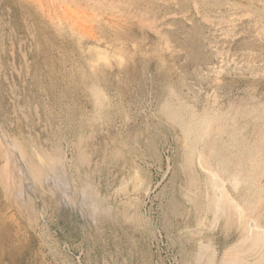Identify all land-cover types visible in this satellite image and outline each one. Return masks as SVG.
<instances>
[{"label":"rangeland","instance_id":"obj_1","mask_svg":"<svg viewBox=\"0 0 264 264\" xmlns=\"http://www.w3.org/2000/svg\"><path fill=\"white\" fill-rule=\"evenodd\" d=\"M79 19H83V22ZM103 20L108 22L104 23ZM112 21L114 23L110 25ZM115 23H118L120 32ZM82 27L85 29L82 30ZM183 37L186 40H182ZM202 42L205 45L203 43L202 46ZM192 43H198L195 45L200 47ZM213 53L217 54L218 60ZM211 56L217 61L212 60ZM194 59L198 60L195 62ZM203 62H206L207 68ZM173 68L181 70L174 71ZM184 68L187 69L184 71ZM189 69L191 72H188ZM168 71L176 74L170 77ZM180 72L185 73L182 76ZM76 74L78 77L81 75L80 79ZM207 74L210 79L206 77V81L203 78ZM197 79L198 82L194 83ZM197 83H200L199 86ZM175 84L180 86V90H175ZM99 85L103 87L99 88ZM210 86L216 91H212ZM92 88L99 96L103 93V97L95 100V89ZM189 91H193L190 96ZM217 95L218 98L213 100L212 96ZM124 101L130 102V105ZM169 103L185 105L198 115L210 110V113H214L211 115V126L215 124V115L223 113L229 118L226 119L227 123L232 124V128L236 126L237 132L243 134L245 143H252L254 152H259L261 159L264 157V138L261 137L264 136V0H0V264H219L222 258H231V253L237 250L234 246L245 234V224L238 222L232 210H226L218 220L215 219L211 208L213 195L206 182V174L189 158L186 151L189 139L181 125L164 112V106ZM229 104H232V109ZM244 105H251L250 109L256 105V110ZM235 106L238 110H234ZM239 111L243 112L240 114ZM243 125L244 129L241 127ZM226 136V133L222 134L220 140H228ZM252 138L257 139L251 142ZM261 138L263 143L259 140ZM125 139L127 144L124 143ZM20 147L22 149L18 150ZM232 149L237 151L236 154ZM230 150L232 157L239 155L238 147H230ZM46 152H50V156ZM262 162L261 167L257 166L259 169L252 170L255 181L243 182L238 190H234L230 183L227 186L234 193V198L244 207L248 206L247 220L255 215L264 225V176H260L264 175V158ZM34 169L37 173H34ZM254 170L257 173L254 174ZM31 172L34 174L31 175ZM17 177L19 183H14ZM256 180L262 185L261 188H258L260 185ZM14 184L17 188H14ZM243 184H249L245 188L253 190L250 192L255 193L254 198ZM248 209L254 212L248 213ZM197 250L198 253H195ZM255 251L259 253L258 249H254L240 253V256L245 255L244 258L254 264L258 258ZM249 253L255 254L252 256Z\"/></svg>","mask_w":264,"mask_h":264},{"label":"bare ground","instance_id":"obj_2","mask_svg":"<svg viewBox=\"0 0 264 264\" xmlns=\"http://www.w3.org/2000/svg\"><path fill=\"white\" fill-rule=\"evenodd\" d=\"M203 7H204V5H202ZM67 7V6H66ZM198 7V6H197ZM198 8H200V6L198 7ZM197 9V8H196ZM205 9V8H204ZM70 10V9H69ZM166 10H168V9H166ZM188 10V9H187ZM191 10H194V9H191ZM199 10V9H198ZM75 11V10H74ZM183 11V10H182ZM196 11V10H195ZM201 11H204V10H201ZM171 12V11H170ZM181 12V11H180ZM184 12V11H183ZM182 12V13H183ZM199 12V11H198ZM205 12H206V10H205ZM141 13H143V12H141ZM166 12H164L163 14H165ZM196 13H197V11H196ZM195 13V14H196ZM201 13V12H200ZM203 13V12H202ZM207 13H208V10H207ZM167 14V13H166ZM165 14V15H166ZM174 14V13H173ZM198 14V13H197ZM69 15V14H68ZM191 15L193 16V14L191 13ZM190 15V16H191ZM76 16V15H75ZM121 16V15H120ZM119 16V17H120ZM125 16V15H124ZM172 16V15H171ZM191 16V17H192ZM195 16V15H194ZM197 16H199V15H197ZM123 17V16H122ZM127 17H128V15H127ZM165 18H166V16H164ZM163 17V18H164ZM168 17V16H167ZM179 17V16H178ZM177 17V18H178ZM112 18V17H111ZM117 18V17H116ZM125 18H126V16H125ZM172 18H173V16H172ZM181 18V17H180ZM179 18V19H180ZM185 18V17H184ZM194 18V17H193ZM107 19V18H106ZM122 19H124V17L122 18ZM127 19H129V18H127ZM176 19V17L174 18V21H176L175 20ZM182 19V18H181ZM188 19V18H187ZM195 19V18H194ZM201 19V18H200ZM80 20V19H79ZM108 20V19H107ZM110 20V19H109ZM108 20V21H109ZM124 20H126V19H124ZM170 20H171V18H170ZM186 20V19H185ZM192 20V19H191ZM43 21V20H42ZM47 21V20H46ZM57 21V20H56ZM77 21H78V17H77ZM80 21H82L83 22V19L82 20H80ZM101 21V20H100ZM104 21V20H103ZM108 21H106V22H108ZM111 21V20H110ZM117 21H119V22H121V20L120 19H118ZM128 21V20H127ZM130 21H132V19L130 20ZM181 21V20H180ZM193 21H195V20H193ZM58 22V21H57ZM86 22V21H85ZM105 21H104V23H106ZM125 21H123L122 23H124ZM169 22V21H168ZM178 22V21H177ZM189 22V21H188ZM204 22V21H203ZM46 23V22H45ZM50 23H53V22H50ZM50 23H48V24H50ZM81 23V22H80ZM102 23V22H101ZM111 23H114L113 21L112 22H110V25H111ZM181 23V22H180ZM54 24V23H53ZM52 24V25H53ZM61 24V23H60ZM71 24V23H70ZM90 24V23H89ZM108 24V23H107ZM116 24V23H115ZM114 24V25H115ZM163 24V23H162ZM175 24V23H174ZM182 24V23H181ZM184 24V23H183ZM185 24H186V22H185ZM195 24H196V22H195ZM210 24H212V23H210ZM51 25V24H50ZM58 25V24H57ZM79 25V24H78ZM87 25H88V23H87ZM86 25V26H87ZM92 25H94V24H92ZM91 25V26H92ZM104 25V24H103ZM103 25H101L100 27H103ZM113 24H112V26H114ZM117 26H118V23L116 24ZM115 25V26H116ZM178 25V24H177ZM207 25V24H206ZM90 26V27H91ZM106 26V25H105ZM104 26V27H105ZM121 26V25H120ZM200 26V25H199ZM198 26V27H199ZM208 26H209V24H208ZM215 26V25H214ZM213 26V27H214ZM217 26V25H216ZM53 27H54V25H53ZM58 27V26H57ZM60 27V26H59ZM93 27V26H92ZM96 27V26H95ZM107 27H109V25H107ZM160 27V26H159ZM204 27V26H203ZM218 27V26H217ZM217 27L215 28V29H217ZM80 28V27H79ZM89 28V27H88ZM97 28V27H96ZM99 28V27H98ZM97 28V29H98ZM112 28V27H111ZM117 28V31L119 30V32H120V29H118V28H120L119 26L118 27H116ZM125 28V27H124ZM205 28H207L206 26H205ZM204 28V29H205ZM222 28V27H221ZM55 29H56V26H55ZM64 29V28H63ZM72 29V28H71ZM76 29V28H75ZM84 29H85V27H84ZM83 29V27H82V30H84ZM87 29V28H86ZM101 29V28H100ZM103 30H104V28H102ZM122 29V28H121ZM165 29H168V28H165ZM173 29H174V27H173ZM180 29H181V27H180ZM180 29H178V30H180ZM198 29V28H197ZM212 29V28H211ZM218 29H219V27H218ZM81 30V31H82ZM92 30H95V28L94 29H92ZM110 30V29H109ZM112 30V29H111ZM110 30V31H111ZM114 30V29H113ZM162 30V29H161ZM164 30V29H163ZM169 30H171V29H169ZM194 30H195V28H194ZM199 30V29H198ZM197 30V31H198ZM202 30V29H201ZM207 30H209V28H207ZM79 31V30H78ZM88 31V30H87ZM87 31H86V33H87ZM89 31H90V28H89ZM97 31V30H96ZM106 31V30H105ZM115 31V30H114ZM168 31V30H167ZM197 31H195V32H197ZM212 31H214V32H216L215 30H213L212 29ZM218 31V30H217ZM71 32V31H70ZM83 32V31H82ZM95 32V31H94ZM93 32V33H94ZM99 32V31H98ZM98 32H96V33H98ZM102 32V31H101ZM116 32V31H115ZM122 32V31H121ZM162 32V31H161ZM179 32V31H178ZM177 32V33H178ZM183 32V31H182ZM192 32V31H191ZM199 32H202V31H199ZM214 32H212V34L214 33ZM220 32H222V30L220 31ZM111 33V32H110ZM109 33V34H110ZM118 33V32H117ZM117 33H115V34H113L114 36L117 34ZM179 33H181V32H179ZM184 33V32H183ZM188 33H190V32H188ZM68 34H69V31H68ZM75 34V33H74ZM81 34V33H80ZM83 34V33H82ZM89 34V33H88ZM87 34V35H88ZM90 34H91V31H90ZM89 34V35H90ZM95 34V33H94ZM103 35L105 34V33H102ZM121 34H123V33H120L119 35H121ZM161 34V33H160ZM176 34V33H175ZM196 34V33H195ZM199 34V33H198ZM202 34H203V32H202ZM77 35V34H76ZM84 35H85V33H84ZM86 35V36H87ZM107 35V34H106ZM105 35V36H106ZM113 35H112V37H113ZM162 35V34H161ZM178 35V34H177ZM197 35V34H196ZM196 35H195V37H196ZM86 36H84V37H86ZM92 37H93V34L91 35ZM156 36V35H155ZM163 36V35H162ZM161 36V37H162ZM175 36V35H174ZM193 36V35H192ZM200 36H202V35H200ZM211 36V35H210ZM215 36V35H214ZM213 36V37H214ZM78 37V36H77ZM76 37V38H77ZM89 37V36H88ZM102 37V36H101ZM110 37V36H109ZM111 37V38H112ZM189 37V36H188ZM191 37V36H190ZM197 37H199V35L197 36ZM75 38V37H74ZM90 38V37H89ZM93 38H95V37H93ZM151 38V37H150ZM173 38V37H172ZM177 38H179V37H177ZM184 38V37H183ZM73 39V38H72ZM106 39V38H105ZM109 39V38H108ZM153 39V38H152ZM167 39V38H166ZM194 39V38H193ZM197 39V38H196ZM195 39V40H196ZM211 39H213V38H211ZM217 39H219V38H217ZM216 39V40H217ZM222 39V38H221ZM93 40V39H92ZM124 40V39H123ZM175 40V39H174ZM178 40V39H177ZM182 40H186L185 38L184 39H182ZM190 40V39H189ZM201 40H203V39H201ZM207 40V39H206ZM108 41V40H107ZM119 41V40H118ZM151 41V40H150ZM162 41V40H161ZM163 41H164V39H163ZM173 41V40H172ZM180 41V40H179ZM188 41V40H187ZM166 42V41H165ZM168 42V41H167ZM177 42V41H176ZM199 42V41H198ZM204 42H205V40H204ZM204 42H202L201 43V45L204 43ZM207 42H209V41H207ZM115 43V42H114ZM113 43V44H114ZM117 43V42H116ZM120 43H122V42H120ZM169 43V42H168ZM190 43V42H189ZM210 43V42H209ZM97 44V43H96ZM100 44V43H99ZM118 44V43H117ZM124 44H126V43H124ZM153 44V43H152ZM159 44V43H158ZM171 44V43H170ZM174 44V43H173ZM172 44V45H173ZM178 44V43H177ZM182 44V43H181ZM195 44H198V43H195ZM194 43H192V45H195ZM216 44V43H215ZM121 45V44H120ZM157 45V44H156ZM168 45V44H167ZM166 45V46H167ZM187 45H188V42H187ZM192 45H190V47L192 46ZM204 45H205V43H204ZM208 45H210V44H208ZM115 46V45H114ZM125 46V45H124ZM136 46H138V45H136ZM180 46V45H179ZM184 46H186V44L184 45ZM195 46H197V45H195ZM203 46V45H202ZM210 46H212V45H210ZM221 46V45H220ZM219 46V47H220ZM96 47H98V44H97V46ZM104 47V46H103ZM108 47V46H107ZM161 47V46H160ZM163 47H164V45H163ZM171 47V46H170ZM181 47H183V46H181ZM198 47V46H197ZM199 47H200V45H199ZM198 47V48H199ZM207 47V46H206ZM205 47V48H206ZM209 47V46H208ZM207 47V48H208ZM109 48V47H108ZM112 48V47H111ZM118 48V47H117ZM126 48V47H125ZM195 48V47H194ZM197 48V49H198ZM202 48V47H201ZM207 48H206V50H207ZM98 49V48H97ZM120 49V48H119ZM172 49V48H171ZM185 49V48H184ZM187 49V48H186ZM185 49V51H187ZM197 49H195V50H197ZM203 49V48H202ZM210 49V48H209ZM213 49H216V48H213ZM220 49H222V48H220ZM115 50V49H114ZM166 50V49H165ZM189 50V49H188ZM205 50V51H206ZM218 50V49H217ZM98 51H100V50H98ZM112 51V50H111ZM178 51V50H177ZM191 51V50H190ZM200 51H201V49H200ZM199 51V52H200ZM202 51H204V50H202ZM201 51V52H202ZM209 51V50H208ZM210 51H211V49H210ZM209 51V52H210ZM214 51V50H213ZM216 51V50H215ZM221 51V50H220ZM79 52V51H78ZM88 52V51H87ZM102 52H103V54H104V52L105 51H103L102 50ZM173 52H175V51H173ZM172 52V53H173ZM193 52H195V51H193ZM219 52V51H218ZM222 52L223 51H221V54H222ZM108 53V52H107ZM106 53V54H107ZM110 53V52H109ZM143 53V52H142ZM141 53V54H142ZM149 53V52H148ZM176 53V52H175ZM182 53V52H181ZM196 53H198V51H196ZM216 53V52H215ZM101 54V53H100ZM100 54H98V56L100 55ZM115 54V53H114ZM133 55L135 54V53H132ZM145 54H147V53H145ZM169 54V53H168ZM167 54V55H168ZM190 54H192V53H190ZM194 54V53H193ZM205 53H203V55H204ZM214 54V53H213ZM213 54H211V55H213ZM220 54V53H219ZM225 54V53H224ZM109 54H107V56H108ZM111 55V54H110ZM116 55V54H115ZM148 55V54H147ZM180 55V54H179ZM200 55V54H199ZM217 55V54H216ZM215 54H214V56H216ZM223 55V54H222ZM143 56V55H142ZM184 56V55H183ZM190 56V55H189ZM146 57V56H145ZM177 57V56H176ZM181 57V56H180ZM192 57H194V56H192ZM196 57V56H195ZM198 57V56H197ZM200 57V56H199ZM198 57V58H199ZM218 56H216L215 58H217ZM85 58V57H84ZM97 58V57H96ZM99 58H100V56H99ZM171 58V57H170ZM169 58V59H170ZM211 58H212V56H211ZM94 58H92V60H93ZM101 59V58H100ZM103 59H105V58H103ZM107 59V58H106ZM174 59V58H173ZM176 59V58H175ZM184 59V58H183ZM188 59H189V57H188ZM187 59V60H188ZM199 59H201V58H199ZM203 59V58H202ZM226 59V58H225ZM102 60V59H101ZM178 60V59H177ZM176 60V61H177ZM190 60V59H189ZM193 60V59H192ZM192 60H190L191 62H193ZM195 60V62L198 60H196V59H194ZM211 60V59H210ZM212 60H214L213 58H212ZM217 60H218V58H217ZM216 60V61H217ZM222 60H223V57H222ZM77 61V60H76ZM79 61V60H78ZM84 61V60H83ZM110 61V60H109ZM116 62H117V59L115 60ZM151 61H152V59H151ZM153 61H155V60H153ZM170 61V60H169ZM171 61H172V58H171ZM179 61V60H178ZM185 61V60H184ZM201 61V60H200ZM207 61V60H206ZM215 61V60H214ZM215 61V62H216ZM225 61V60H224ZM72 62H74L73 60H72ZM89 63L91 62V61H88ZM108 61H106V63H107ZM159 62V61H158ZM166 62H168V61H166ZM182 62H183V60H182ZM182 62H180V63H182ZM202 62V61H201ZM208 62V61H207ZM210 62H212V61H210ZM219 62V61H218ZM226 62V61H225ZM77 63V62H76ZM79 63V62H78ZM82 63V62H81ZM118 63V62H117ZM127 63V62H126ZM173 63V62H172ZM180 63H178V64H180ZM185 64H186V62H184ZM184 63H182V64H184ZM199 63V62H198ZM224 63V62H223ZM92 64H93V61H92ZM95 64H96V62H95ZM194 64V63H193ZM192 64V65H193ZM200 64V63H199ZM203 64H204V62H203ZM205 64H206V62H205ZM204 64V65H205ZM211 64V63H210ZM222 64V63H221ZM220 64V65H221ZM84 65V64H83ZM86 65V64H85ZM109 65V64H108ZM145 65V64H144ZM153 65V64H152ZM176 65V64H175ZM181 65V64H180ZM179 65V66H180ZM213 65V64H212ZM216 65V64H215ZM214 65V66H215ZM217 65H218V63H217ZM81 66V65H80ZM137 66V65H136ZM170 66V65H169ZM202 66V65H201ZM201 66H199V67H201ZM206 66V65H205ZM204 66V67H205ZM210 66V65H209ZM213 66V67H214ZM77 67V66H76ZM82 67V66H81ZM86 67H88V66H86ZM123 67V66H122ZM157 67V66H156ZM173 67V66H172ZM178 67V66H177ZM184 67H186V65L184 66ZM188 67V66H187ZM190 67V66H189ZM204 67H202V68H204ZM208 67V65L206 66V68ZM213 67L211 68L212 70H213ZM217 67V66H216ZM219 67V66H218ZM222 67V66H221ZM78 68V67H77ZM84 68V67H83ZM96 68V67H95ZM143 68V67H142ZM162 68V67H161ZM169 67H167V69H168ZM181 68V67H180ZM196 68H198V65L196 66ZM205 68V69H206ZM66 69V68H65ZM65 69H64V71H65ZM68 69V68H67ZM66 69V70H67ZM71 69V68H70ZM69 69V70H70ZM81 69V68H80ZM122 69V68H121ZM166 69V68H165ZM183 69V68H182ZM187 69V68H186ZM185 68H184V71L186 70ZM201 69V68H200ZM209 69H210V67H209ZM209 69H207V70H209ZM143 70V69H142ZM150 70V69H149ZM149 70H148V73H149ZM169 70V69H168ZM172 70H174V68L172 69ZM171 70V71H172ZM179 70H181V69H179ZM179 70H174V71H179ZM202 70V69H201ZM200 70V71H201ZM216 69H214V71H215ZM219 70H221V68L219 67ZM72 71V70H71ZM76 71H77V69H76ZM118 71V70H117ZM154 71V70H153ZM161 71V70H160ZM190 71V69L188 70V72ZM197 71V70H196ZM196 71H194V72H196ZM217 71V70H216ZM97 72V71H96ZM124 72V71H123ZM169 72V71H168ZM191 72V71H190ZM193 72V71H192ZM193 72V73H194ZM206 72V71H205ZM204 72V73H205ZM213 72V71H212ZM220 72V71H219ZM100 73V72H99ZM110 73H111V71H110ZM170 73V72H169ZM181 73V72H180ZM185 73V72H184ZM183 73V74H184ZM187 73V72H186ZM198 73V72H197ZM203 73V72H202ZM210 73V72H209ZM208 73V74H209ZM65 74V73H64ZM69 74H70V72H69ZM71 74H72V72H71ZM118 74V73H117ZM128 74V73H127ZM160 74V73H159ZM171 74H173V73H170V77H171ZM174 74H176V72H174ZM173 74V75H174ZM177 74H178V72H177ZM182 74V73H181ZM183 74H182V76H183ZM189 74V73H188ZM208 74H207V76H205V78H203V79H205L206 80V77L207 78H209L208 77ZM77 75V74H76ZM110 75H112V74H110ZM115 75V74H114ZM121 75V74H120ZM166 75H168L167 73H166ZM165 75V76H166ZM197 75V74H196ZM211 75V74H210ZM80 76L81 75H79V77H78V75H77V77L80 79ZM104 76V75H103ZM119 76V75H118ZM129 76V75H128ZM159 76V75H158ZM157 76V77H158ZM161 76V75H160ZM159 76V77H160ZM200 76V75H199ZM117 77V76H116ZM139 77V76H138ZM169 76H168V79L170 78ZM186 77V76H185ZM194 77H196V76H194ZM193 77V78H194ZM202 77V76H201ZM81 78H83V77H81ZM105 78V77H104ZM108 79H109V77H107ZM120 78V77H119ZM127 78V77H126ZM133 78V77H132ZM135 78V77H134ZM162 78V77H161ZM165 78V77H164ZM163 78V79H164ZM197 78V77H196ZM213 78V77H212ZM86 79V78H85ZM118 79V78H117ZM181 79V78H180ZM183 80H184V78H182ZM191 79V78H190ZM199 79V78H198ZM198 79H197V81H195L194 83H196V82H198ZM200 79H202V78H200ZM202 79V80H203ZM210 79V78H209ZM83 80V79H82ZM81 80V81H82ZM87 80V79H86ZM89 80V79H88ZM105 80V79H104ZM135 80V79H134ZM140 80V79H139ZM150 80V79H149ZM172 80H174L175 81V79L173 78ZM171 80V81H172ZM182 80V81H183ZM201 80V83L203 82V81H205V80H203L202 81ZM208 80V79H207ZM206 80V81H207ZM84 81V80H83ZM93 81H96V80H93ZM125 81H127V80H125ZM155 81V80H154ZM178 81V80H177ZM185 81V80H184ZM183 81V82H184ZM188 81V80H187ZM92 82V81H91ZM100 82H101V80H100ZM107 82V81H106ZM123 82V81H122ZM148 82V81H147ZM163 82H165V81H163ZM169 82H170V80H169ZM186 82V81H185ZM184 82V83H185ZM188 82H191V81H188ZM193 82V81H192ZM200 82V81H199ZM209 82H210V80H209ZM97 83V82H96ZM103 83V82H102ZM158 83V82H157ZM156 83V84H157ZM173 83V81L171 82V84ZM179 83H180V81H179ZM187 83V82H186ZM204 83V82H203ZM100 84V83H99ZM146 84H148V83H146ZM160 84V83H159ZM164 84V83H163ZM181 84V83H180ZM183 84V83H182ZM200 84V83H199ZM199 84L197 83L196 85H198L199 86ZM90 85H92L91 83H90ZM153 85V84H152ZM155 85V84H154ZM158 85V84H157ZM156 85V86H157ZM162 85V84H161ZM173 85H174V83H173ZM177 85V86H176ZM187 85V84H186ZM204 85V84H203ZM209 85V84H208ZM93 86H94V84H93ZM97 86V85H96ZM96 86H94V87H96ZM116 86H118V85H116ZM150 86V85H149ZM175 90H177V88H179L178 87V84H175ZM193 85H192V83H191V87H192ZM102 88L103 86H100L99 85V88ZM163 87V86H162ZM89 88V87H88ZM97 88V87H96ZM108 87H106V89H107ZM117 88H119V87H117ZM121 88V87H120ZM135 88V87H134ZM139 88V87H138ZM189 88V87H188ZM210 88H212L211 86H210ZM85 89L87 90V88L85 87ZM92 89H95V88H92ZM105 89V90H106ZM140 89V88H139ZM174 89V88H173ZM182 89H183V87H182ZM181 89V90H182ZM196 91H197V89L196 88H194ZM199 89V88H198ZM213 90L212 91H216V90H214L215 88H212ZM217 89V88H216ZM114 90V89H113ZM136 90V89H135ZM152 90V89H151ZM167 90H168V88H167ZM179 90H180V88H179ZM203 90V89H202ZM220 90V89H219ZM96 91V89L94 90V95L96 96V99L95 100H99V97H103V93H102V95L101 96H99V94H97V92H95ZM120 91H121V89H120ZM153 91V90H152ZM156 91V90H155ZM196 91H194V92H196ZM134 92V91H133ZM133 92H132V94H133ZM163 92V91H162ZM190 92L191 91H189L188 93H189V96H190ZM193 92V91H192ZM192 92H191V94H192ZM198 92V91H197ZM196 92V93H197ZM200 92V91H199ZM88 93V92H87ZM90 93V92H89ZM92 93V92H91ZM99 93H100V89H99ZM109 93V92H108ZM107 93V94H108ZM112 93V92H111ZM140 93V92H139ZM151 93V92H150ZM160 93V92H159ZM165 93V92H164ZM163 93V94H164ZM177 93H179V92H177ZM182 93V92H181ZM185 93H186V97H187V92L185 91ZM106 94V93H105ZM118 94V93H117ZM152 94H153V92H152ZM211 94V93H210ZM215 94H216V92H215ZM218 94V93H217ZM221 94V93H220ZM116 94L114 93V96H115ZM144 95V94H143ZM149 95V94H148ZM162 95V94H161ZM182 95V94H181ZM203 95V94H202ZM201 95V96H202ZM207 95H209V94H207ZM212 95H214L213 94V92H212ZM223 95V94H222ZM157 96V95H156ZM182 96H184V95H182ZM194 96V95H193ZM224 96V95H223ZM222 96V97H223ZM116 97V96H115ZM123 98H124V96H122ZM128 97V96H127ZM132 97H134V96H132ZM139 97V96H138ZM143 97V96H142ZM151 97V96H150ZM165 97V96H164ZM163 97V98H164ZM185 97V98H186ZM207 97V96H206ZM205 97V98H206ZM213 97V100H214V98L215 97H217L218 98V95L217 96H212ZM107 98H108V96H107ZM114 98V97H113ZM117 98V97H116ZM126 98V97H125ZM144 98V97H143ZM162 98V99H163ZM194 98V97H193ZM193 98H191V99H193ZM195 98H196V96H195ZM209 98H211V97H209ZM217 98H215V99H217ZM221 98V97H220ZM119 99H122L121 97L119 98ZM131 99V98H130ZM151 99V98H150ZM161 99V100H162ZM169 99V98H168ZM189 99V98H188ZM203 99H204V97H203ZM208 99V98H207ZM212 99V98H211ZM252 100L254 99V98H251ZM250 99V100H251ZM126 100V99H125ZM157 100V99H156ZM160 100V101H161ZM190 100V99H189ZM200 100V99H199ZM198 100V101H199ZM248 100V99H247ZM93 101V100H92ZM121 101V100H120ZM123 101V100H122ZM137 101V100H136ZM142 101V100H141ZM140 101V102H141ZM164 101V100H163ZM163 101H162V103H163ZM175 101H176V99H175ZM197 100H195V102H196ZM206 101V100H205ZM216 101V100H215ZM223 101V100H222ZM249 101V100H248ZM125 103L127 102L129 105H130V102H128V101H124ZM135 102V101H134ZM144 102V101H143ZM146 102V101H145ZM149 102V101H148ZM152 102V101H151ZM155 102V101H154ZM158 102H159V100H158ZM217 102V101H216ZM219 102V101H218ZM252 102V101H251ZM113 103V102H112ZM119 103V102H118ZM126 103V104H127ZM142 103V102H141ZM141 103H139V104H141ZM157 103V102H156ZM210 103H212V102H210ZM210 103H209V105H210ZM239 103H241V101L239 102ZM242 103H244V102H242ZM193 104H195V103H193ZM200 104V103H199ZM206 104H207V102H206ZM221 104H223L222 102H221ZM259 104V103H258ZM257 104V105H258ZM98 105H99V103H98ZM115 105V104H114ZM129 105H127V108H130V107H128ZM143 105H144V103H143ZM151 105H152V103H151ZM156 105V104H155ZM203 105H204V103H203ZM229 105H231V106H229V108H231L232 107V104H229ZM234 105V104H233ZM237 105V104H236ZM241 105H243V104H241ZM249 105V104H248ZM248 105H244L245 107H247ZM259 105H261V104H259ZM259 105H258V107H259ZM117 106V105H116ZM136 106H138V105H136ZM141 106V105H140ZM144 106H146V104L144 105ZM157 106V105H156ZM160 105L158 104V107H159ZM163 106V105H162ZM199 106V105H198ZM225 106V105H224ZM251 106V105H250ZM250 106H248L249 107V109H250ZM254 106H256V105H254ZM254 106H253V108H254ZM262 106V105H261ZM94 107V106H93ZM193 107V106H192ZM211 107V106H210ZM215 106H213V108H214ZM227 107V106H226ZM239 107V106H238ZM258 107H257V109H258ZM103 108V107H102ZM101 108V109H102ZM149 108V107H148ZM159 108H162V107H159ZM189 108V107H188ZM187 108V106H185V105H182V104H180V105H178L177 104V106H175V105H171L170 103L169 104H167V105H165L164 106V112L168 115V117L170 118V119H172V120H175L176 122H178V124H180L181 125V127L183 128L182 130H184V132H185V136L187 135V137H188V139L189 140H187V142L189 141V144H188V147H187V150L186 151H188V155H189V158L192 160H194L196 163H195V166H197V167H199L200 169H201V171H203L202 173L204 174H206V176H205V178H206V182H207V184L209 185V187H210V189H211V192H212V195H213V201L211 202V208L213 209V212H214V217H215V219L216 220H218L220 217H221V215H223L225 212H226V210H232L233 212H235V215H236V217H237V220H238V222H240V223H244L245 224V226L244 227H246L245 228V234H243L242 235V238L240 239V240H238L237 241V244L234 246V247H236L237 248V250L235 249V251L234 252H232L231 254H233V255H231L232 257L231 258H222V257H220V258H222L221 260H220V262H219V264H250L245 258H244V256H240V253H244V252H246V251H250V250H254V249H258V251H259V255L256 253L257 251H255V253L257 254V260L254 262V264H264V225L263 224H261L260 222H259V218L257 217V216H255V215H251V218H249L248 220H247V209H246V207H248V206H246V207H244L241 203H240V201H238L236 198H234L233 196V194H232V192L229 190L230 189V187H228L227 186V183H230L231 184V186H232V188H234V190H238L239 189V187L241 186V184L243 183V182H246L247 180H249L248 182H251V181H255V180H253V179H255V177L253 176V174H252V170L255 168V169H259L258 167H261V166H259V165H263V162H262V160H263V158L261 159V156H258L259 155V152L258 153H256V152H254V149H253V147L251 146V144L249 145H247V143H245V139H244V137H243V134H241L240 132H237V130H236V126H235V128L233 127L232 128V124L230 125V124H228L227 123V121H226V119L228 120L229 118H228V116H225L223 113L222 114H218L217 113V115H215V124L214 125H212L211 126V124H213V121H212V117H211V115L212 114H214L213 112L212 113H210V110H209V112H206L205 110L207 109L208 110V108H207V106H206V109L204 110L206 113H203L202 112V114H200V115H198L196 112H194V111H191V109L189 110ZM194 108H196V106L194 107ZM198 108V107H197ZM200 108V107H199ZM219 108V107H218ZM228 108V107H227ZM233 108V107H232ZM231 108V109H232ZM241 108V107H240ZM243 108V110L245 111L246 109H244V107H242ZM252 108V109H253ZM262 108V107H261ZM104 109V108H103ZM125 109V108H124ZM132 109V108H131ZM140 109V108H139ZM144 109H146V107L144 108ZM156 109H158V108H156ZM163 109V108H162ZM237 109V107L235 106V109L234 110H236ZM248 109V108H247ZM252 109H250V110H252ZM264 109V108H263ZM99 110V109H98ZM132 110H134V107H133V109ZM148 110V109H147ZM146 110V111H147ZM154 110V109H153ZM203 110V109H202ZM211 110H212V108H211ZM213 110H215V109H213ZM238 110V109H237ZM239 110H241V109H239ZM249 110V112H251ZM254 110H256V107L254 108ZM262 110V109H261ZM135 111V110H134ZM134 111H132L133 113H134ZM140 111H142V110H140ZM144 111V110H143ZM220 111V110H219ZM224 111H225V108H224ZM226 111H227V109H226ZM229 111H231V110H229ZM260 111V110H259ZM109 110H108V114H109ZM112 112V111H111ZM149 112V111H148ZM157 112V111H156ZM159 112V111H158ZM161 112V111H160ZM199 112V111H198ZM221 112V111H220ZM222 112H223V110H222ZM228 112V111H227ZM235 112V111H234ZM233 112V113H234ZM240 112V111H239ZM243 111H241L240 112V114L242 113ZM247 112V111H246ZM138 113V112H137ZM140 113V112H139ZM146 113V112H145ZM162 113V112H161ZM232 113V112H231ZM263 113V112H262ZM107 114V113H106ZM132 114V113H131ZM165 114V115H166ZM234 114H237L236 112L234 113ZM251 114V113H250ZM261 114V113H260ZM121 115H122V113H121ZM128 115H129V112H128ZM138 115H140V114H138ZM159 115H160V113H159ZM162 115V114H161ZM246 115V114H245ZM249 115V114H248ZM146 116H148V115H146ZM149 116H150V113H149ZM149 116H148V118H149ZM237 116V115H236ZM250 116V115H249ZM262 116V115H261ZM111 117V116H110ZM114 117V116H113ZM123 116H121V118H122ZM132 117H134V115H132ZM143 117V116H142ZM164 117V116H163ZM227 117V118H226ZM252 117H255V116H252ZM128 118V117H127ZM139 118V117H138ZM144 118H146V117H144ZM147 118V119H148ZM242 117H240L239 119H241ZM245 118V117H244ZM243 118V120H245ZM248 118V117H247ZM256 118V117H255ZM259 118H261V117H259ZM263 118V117H262ZM261 118V119H262ZM106 119V118H105ZM119 119V118H118ZM136 119V118H135ZM147 119H145L146 121H148ZM164 119V118H163ZM167 119V118H166ZM165 119V120H166ZM231 119V118H230ZM124 120H125V118H124ZM151 120V119H150ZM237 120V119H236ZM243 120H241V122L243 121ZM247 120V119H246ZM110 121V120H109ZM170 121V120H169ZM107 122V121H106ZM113 122V121H112ZM117 122H119V121H117ZM116 122V123H117ZM150 122V121H149ZM165 122V121H164ZM167 122H168V119H167ZM232 122H234V120L232 121ZM240 122V123H241ZM249 122V121H248ZM257 122V121H256ZM123 123V122H122ZM133 123V122H132ZM151 123V122H150ZM158 123V122H157ZM156 123V124H157ZM235 123V122H234ZM246 123V122H245ZM253 123V122H252ZM255 123V122H254ZM263 123V122H262ZM111 124V123H110ZM119 124V123H118ZM121 124V123H120ZM125 124H126V122H125ZM148 124V123H147ZM163 124V123H162ZM167 124V123H166ZM176 124V123H175ZM247 124V123H246ZM248 124H250V122L248 123ZM248 124H247V126H248ZM117 125V124H116ZM128 125V124H127ZM235 125V124H234ZM238 125V124H237ZM256 125V124H255ZM98 126V125H97ZM106 126V125H105ZM110 126V125H109ZM118 126V125H117ZM123 126V125H122ZM121 126V127H122ZM247 126H246V128H247ZM254 126V125H253ZM142 127H144V126H142ZM239 127H240V125H239ZM238 127V128H239ZM242 128L243 127H245L244 125L243 126H241ZM251 127V126H250ZM257 127H259V126H257ZM102 128V127H101ZM108 128V127H107ZM118 128H120V127H118ZM129 128V127H128ZM146 128H148V126L146 127ZM154 128V127H153ZM173 128V127H172ZM241 128V129H242ZM245 128V129H246ZM254 128V127H253ZM102 129H105V127L104 128H102ZM101 129V130H102ZM112 129V128H111ZM110 129V130H111ZM127 129V128H126ZM136 129V128H135ZM150 129V128H149ZM155 129V128H154ZM181 129V128H180ZM179 129V130H180ZM244 129V128H243ZM258 129V128H257ZM108 131H109V129H107ZM116 130V129H115ZM143 130V129H142ZM152 130V129H151ZM150 130V131H151ZM249 130H251V131H253V129L251 128H249ZM255 130V129H254ZM97 131V130H96ZM106 131V130H105ZM145 131V130H144ZM153 131V130H152ZM178 131V130H177ZM216 132V133H214V135H212L211 137H208L212 132ZM250 131V132H251ZM256 131V130H255ZM264 131V130H263ZM102 132H104L103 130H102ZM110 132V131H109ZM119 132V131H118ZM134 132V131H133ZM135 132H137V131H135ZM148 132V131H147ZM245 132H247V130L245 131ZM249 132V131H248ZM257 132V131H256ZM262 132V131H261ZM260 132V133H261ZM120 133V132H119ZM122 133V132H121ZM124 133V132H123ZM138 133H139V131H138ZM151 133V132H150ZM224 133H226V137H227V139L228 140H224L223 142L220 140V136H222V134H224ZM244 133V132H243ZM258 133V132H257ZM264 133V132H263ZM105 134H106V132H105ZM115 134V133H114ZM140 134H143V133H140ZM147 134V133H146ZM153 134V133H152ZM216 134H217V136H216ZM256 134V133H255ZM100 135V134H99ZM102 135V134H101ZM100 135V136H101ZM111 135V134H110ZM132 135V134H131ZM136 135H137V133H136ZM240 135H242V136H240ZM248 135H250V133H248ZM116 136H117V134H116ZM126 136V135H125ZM141 135H139V137H140ZM245 136V135H244ZM252 136H254V134L252 135ZM257 136V135H256ZM260 136H261V134H260ZM259 136V137H260ZM115 137V136H114ZM122 137H124V135L122 136ZM133 137V136H132ZM180 137V136H179ZM250 137H251V135H250ZM255 137V136H254ZM253 137V138H254ZM261 137H263L264 138V136L262 135ZM18 138V137H17ZM102 138V137H101ZM100 138V139H101ZM127 138H129V136L127 137ZM146 138V137H145ZM149 138V137H148ZM252 138V141L251 142H253V140H255L256 141V139H253ZM6 139V138H5ZM4 139V140H5ZM14 139H16V138H14ZM118 139H120V138H118ZM124 139V138H123ZM186 139V138H185ZM224 139V138H223ZM247 139V138H246ZM18 140V139H17ZM24 140V139H23ZM108 140V139H107ZM116 140H117V137H116V139L114 140L115 142H116ZM132 140V139H131ZM138 140V139H137ZM260 141L262 140V138L261 139H259ZM100 141H102V140H100ZM176 141V140H175ZM260 141H258V143L260 142ZM264 141V140H263ZM24 142V141H23ZM31 142V141H30ZM82 142V141H81ZM96 142V141H95ZM113 142V141H112ZM114 142V143H115ZM118 142H119V140H118ZM131 142H133V141H131ZM262 142V141H261ZM260 142V144H262ZM108 143H109V141H108ZM124 143H126V139H125V142ZM139 143H140V141H139ZM201 143L203 144L202 145V149L200 148V146H201ZM249 143V142H248ZM13 144H14V142H13ZM31 144V143H30ZM113 144V143H112ZM119 144V143H118ZM117 144V145H118ZM120 144H121V142H120ZM127 144V143H126ZM137 144V143H136ZM200 144V145H199ZM226 144V147L224 146ZM264 144V143H263ZM33 145V144H32ZM36 145V144H35ZM34 145V146H35ZM97 145V144H96ZM103 145V144H102ZM101 145V146H102ZM129 145V144H128ZM140 145H141V143H140ZM230 145V147H238V152H239V155H237L236 157H235V155H234V157H232V151L230 150V147L228 148L227 146H229ZM257 145V144H256ZM259 145V144H258ZM27 146V145H26ZM116 146V145H115ZM137 146V145H136ZM180 146V145H179ZM40 147V146H39ZM38 147V148H39ZM79 147V146H78ZM108 147V146H107ZM114 147V146H113ZM131 147V146H130ZM129 147V148H130ZM141 147V146H140ZM151 147V146H150ZM168 147H169V145H168ZM16 148V147H15ZM14 148V149H15ZM42 148V147H41ZM132 148V147H131ZM200 148V149H199ZM264 148V147H263ZM17 149V148H16ZM19 149H22L21 147L20 148H18V150ZM26 149V148H25ZM44 149H46V148H43V150ZM109 149V148H108ZM107 149V150H108ZM168 149V148H167ZM256 149H259V148H256ZM12 150V149H11ZM38 150V149H37ZM50 150V149H49ZM57 150V149H56ZM96 150V149H95ZM125 150V149H124ZM134 150H136V149H134ZM133 150V153L135 152ZM233 150V152H235L234 151V149H232ZM236 150V149H235ZM24 151V150H23ZM182 151H183V149H182ZM261 151V150H260ZM18 152V151H17ZM30 152V151H29ZM32 152V151H31ZM52 152V151H51ZM103 152V151H102ZM109 152H110V150H109ZM126 152V151H125ZM142 152V151H141ZM237 152V151H236ZM236 152H235V154H236ZM28 153V152H27ZM46 153H48V152H46ZM108 153V152H107ZM116 153V152H115ZM130 153V152H129ZM184 153V152H183ZM186 153V152H185ZM262 153V152H261ZM20 154H22V153H20ZM32 154V153H31ZM128 154V153H127ZM262 154H264V153H262ZM15 155V154H14ZM16 155H17V153H16ZM26 155V154H25ZM29 155V154H28ZM51 155H53V153H51ZM82 155V154H81ZM113 155V154H112ZM132 155V154H131ZM181 155V154H180ZM19 156V155H18ZM30 156V155H29ZM46 156V155H45ZM48 156H50V152L48 153ZM133 156V155H132ZM142 156V155H141ZM183 156V155H182ZM264 156V155H263ZM17 157V156H16ZM31 157V156H30ZM55 157V156H54ZM59 157V156H58ZM58 157H57V159H58ZM100 157V156H99ZM108 157H109V155H108ZM126 157V156H125ZM135 157V156H134ZM139 157V156H138ZM138 157H136V158H138ZM184 157V156H183ZM22 158V157H21ZM61 158V157H60ZM131 158V157H130ZM130 158H128L129 159V162H130ZM133 158V157H132ZM142 158V157H141ZM140 158V159H141ZM185 158V157H184ZM22 159H25V161H26V158H22ZM21 159V160H22ZM27 159H28V157H27ZM46 159V158H45ZM135 159V158H134ZM139 159V158H138ZM181 159H183L182 157H181ZM47 160V159H46ZM49 160V159H48ZM96 160V159H95ZM100 160V159H99ZM121 160V159H120ZM180 160V159H179ZM186 160V159H185ZM28 161H30V160H28ZM35 161V160H34ZM126 161V160H125ZM36 162H39V161H36ZM82 162V161H81ZM133 162V161H132ZM180 162H181V160H180ZM179 162V163H180ZM184 162V161H183ZM182 162V163H183ZM188 162H190V161H188ZM24 163H27V162H24ZM82 163H84V162H82ZM81 163V164H82ZM125 163V162H124ZM123 163V164H124ZM177 163V162H176ZM178 163V164H179ZM191 163V162H190ZM44 164V163H43ZM80 164V165H81ZM138 164V163H137ZM187 164V163H186ZM192 164H194L193 163V161H192ZM192 164H191V166H192ZM23 164H20V166H22ZM25 165V164H24ZM27 165H28V163H27ZM46 165V164H45ZM49 165V164H48ZM181 165V164H180ZM188 165V164H187ZM26 166V165H25ZM130 166V165H129ZM258 166V167H257ZM16 167V166H15ZM17 167H18V165H17ZM27 167V166H26ZM37 167V166H36ZM39 167H40V165H39ZM45 167V166H44ZM47 167V166H46ZM64 167V166H63ZM66 167V166H65ZM64 167V168H65ZM134 167V166H133ZM140 167V166H139ZM182 167V166H181ZM190 166L188 165L187 166V168H189ZM257 167V168H256ZM49 168V167H48ZM52 168V167H51ZM58 168V167H57ZM129 168V167H128ZM184 168H186V167H184ZM191 168H193V167H191ZM264 168V167H263ZM20 169V168H19ZM45 169V168H44ZM59 169V168H58ZM144 169V168H143ZM193 169H197V168H193ZM192 169V170H193ZM22 170H23V168H22ZM49 170V169H48ZM51 170V169H50ZM66 170V169H65ZM127 170H129V169H127ZM189 170L191 171V169L189 168ZM17 171H19V170H17ZM38 171H40V170H38ZM194 171V170H193ZM256 171V172H255ZM12 172H14V171H12ZM36 171H35V169H34V173H35ZM41 172H42V169H41ZM131 172V171H130ZM129 172V173H130ZM198 172V171H197ZM259 172V171H258ZM263 172V171H262ZM32 173L33 172H31V175H32ZM33 173V174H34ZM37 173V172H36ZM44 173V172H43ZM141 173V172H140ZM191 173V172H190ZM199 173V172H198ZM255 173H257V170H254V174ZM260 173V172H259ZM16 174V173H15ZM19 174H21V173H19ZM42 174V173H41ZM132 174V173H131ZM130 174V175H131ZM204 174V175H205ZM264 174V173H263ZM8 175V174H7ZM52 175H54V174H52ZM58 175V174H57ZM142 175V174H141ZM143 175H145V174H143ZM16 176V175H15ZM195 176H197L196 174H195ZM201 176V175H200ZM200 176H198V178L200 177ZM257 176H259V175H257ZM261 177L262 176H264V175H260ZM19 177V176H18ZM18 177L16 178V180H12L14 183H15V181H16V183L19 181L18 180ZM36 177V176H35ZM141 177H143V176H141ZM12 178H13V176H12ZM15 178V177H14ZM20 178V177H19ZM23 178V177H22ZM22 178H20V179H22ZM34 178V177H33ZM38 178V177H37ZM41 178V177H40ZM40 178H39V180H40ZM137 178V177H136ZM136 178H135V180H136ZM144 178V177H143ZM195 178V177H194ZM204 178V177H203ZM253 178V179H252ZM257 178V177H256ZM260 178V177H259ZM124 179V178H123ZM201 179V178H200ZM252 179V180H251ZM262 178H260V180H261ZM24 180V179H23ZM22 180V181H23ZM41 180H42V178H41ZM40 180V181H41ZM188 180V179H187ZM193 180V179H192ZM198 180V179H197ZM259 180V179H258ZM258 180H256V181H258ZM259 180V181H260ZM34 181V180H33ZM259 181H258V184H259ZM26 182V181H25ZM25 182H23V183H25ZM189 182V181H188ZM191 182H193V181H191ZM200 182V181H199ZM19 183V182H18ZM22 183V185L24 186V184ZM257 183V182H256ZM260 183H261V181H260ZM262 183H264V181L262 182ZM13 184V183H12ZM150 184V183H149ZM186 184H187V182H186ZM191 184V183H190ZM189 184V185H190ZM20 185V184H19ZM19 185H17V186H19ZM122 185V184H121ZM121 185H119L118 186V188H120V186ZM143 185H144V183H143ZM185 185V184H184ZM244 185V184H243ZM246 185V184H245ZM244 185V189L246 190H249V192H250V188H245L247 185H249V184H247L246 186ZM255 185V184H254ZM260 186L258 187V188H261V184H259ZM14 186V188L16 187L15 186V184L13 185ZM12 186V187H13ZM147 186V185H146ZM199 186V185H198ZM251 186H253V182H252V185ZM11 187V188H12ZM27 187V186H26ZM142 187V186H141ZM249 187V186H248ZM257 187H255V188H257ZM263 187H264V185H263ZM17 188V187H16ZM20 188V187H19ZM23 188V187H22ZM152 188V187H151ZM229 188V189H228ZM253 188V187H252ZM254 188V189H255ZM13 189V188H12ZM25 189V188H24ZM24 189H23V191H24ZM121 189V188H120ZM144 189V188H143ZM137 190H139V188L137 189ZM141 190V189H140ZM194 190V189H193ZM233 190V191H234ZM245 190H244V193H246L245 192ZM257 190V189H256ZM263 191H264V189H262ZM14 191V190H13ZM18 191V190H17ZM240 191V190H239ZM251 191H253V190H251ZM259 191V190H258ZM12 192V191H11ZM21 192V191H20ZM256 192V191H255ZM17 193V192H16ZM22 193V192H21ZM243 193V194H244ZM253 193V192H252ZM251 192H250V194H252ZM259 192H257V194H258ZM261 193V192H260ZM18 194V193H17ZM210 194V193H209ZM242 194V193H241ZM24 195V194H23ZM245 195H247V194H245ZM255 196V193L254 194H252L251 196L254 198V196ZM250 196V195H249ZM257 196V195H256ZM185 197H187V196H185ZM103 198V197H102ZM190 198H193V197H190ZM249 198H251V197H249ZM101 200V199H100ZM193 200V199H192ZM190 201H191V199H190ZM262 201V198H261V200L257 203L258 205L260 204V202ZM100 203V202H99ZM105 203H107V202H105ZM104 203V204H105ZM140 203V202H139ZM204 203H206V202H204ZM208 203V202H207ZM101 204V203H100ZM257 204H255V208L257 209ZM141 205V204H140ZM247 205V204H246ZM110 206V205H109ZM174 206V205H173ZM96 207V206H95ZM116 207V206H115ZM118 207V206H117ZM116 207V208H117ZM251 207V206H250ZM104 208H106V207H104ZM140 208V207H139ZM103 209V208H102ZM113 209V208H112ZM121 209V208H120ZM131 209V208H130ZM133 209V208H132ZM252 209V208H251ZM254 209V208H253ZM255 209V210H256ZM198 210H200V209H198ZM198 210H197V212H198ZM202 210V209H201ZM205 210V209H204ZM249 210V209H248ZM97 211H99L98 209H97ZM115 211H116V209H115ZM117 211H119V209L117 210ZM121 211V210H120ZM126 211V210H125ZM136 211V210H135ZM139 211V210H138ZM207 211V210H206ZM103 212V211H102ZM129 212V211H128ZM253 213L254 211L252 210V211H248V213ZM257 212V211H256ZM121 213H122V211H121ZM133 213H134V209H133ZM199 213V212H198ZM258 213H261V212H258ZM120 213H118V215H119ZM123 214V213H122ZM126 215V214H125ZM129 215V214H128ZM140 215H141V213H140ZM212 215V214H211ZM121 216H123V215H121ZM127 216V215H126ZM134 216V215H133ZM260 216V215H259ZM135 217V216H134ZM136 217H138V216H136ZM209 217V216H208ZM212 217V216H211ZM229 217V216H228ZM128 218H130V217H128ZM133 218V217H132ZM231 218V217H230ZM206 219V218H205ZM135 220V219H134ZM196 220V219H195ZM207 221V220H206ZM210 222L212 221V220H209ZM223 221V220H222ZM228 221V220H227ZM226 221V222H227ZM196 222V221H195ZM208 222V221H207ZM207 222H205L206 224H207ZM213 222V221H212ZM231 222H233V221H231ZM234 222H235V220H234ZM262 222H263V220H262ZM134 223H135V221H134ZM197 223V222H196ZM204 223V224H205ZM217 223V222H216ZM229 223V222H228ZM237 224V223H236ZM212 225V224H211ZM216 225V224H215ZM228 225H231L230 223L228 224ZM234 225V224H233ZM232 225V226H233ZM238 225V224H237ZM195 226V225H194ZM207 226V225H206ZM219 226V225H218ZM224 226V225H223ZM235 226V225H234ZM217 227V226H216ZM231 227V226H230ZM239 227V226H238ZM241 227V226H240ZM213 228H215V226H213ZM241 232V231H240ZM240 234V233H239ZM237 237H240L239 235L237 236ZM209 239V238H208ZM199 240V239H198ZM200 242V241H199ZM209 242V241H208ZM203 243H204V241H203ZM211 244V243H210ZM231 244V243H230ZM229 244V245H230ZM197 246H198V244H197ZM211 246V245H210ZM224 246H226V245H224ZM211 247H213V246H211ZM234 247H232V248H234ZM197 248H199V247H197ZM199 250V249H198ZM198 250H197V252L195 251V253H198ZM210 250H211V248H210ZM222 250V249H221ZM201 251V250H200ZM204 251V250H203ZM214 251V250H213ZM227 251V250H226ZM228 251H229V249H228ZM212 252V251H211ZM218 252V251H217ZM202 253V252H201ZM210 253V252H209ZM220 253V252H219ZM254 253V254H255ZM214 254H215V252H214ZM217 254V253H216ZM224 254V253H223ZM222 254V255H223ZM227 254V253H226ZM230 254V253H229ZM250 254V253H249ZM253 253L252 254H250V255H254ZM194 255V254H193ZM193 255H192V257L191 258H193ZM204 255V257H205V254H203ZM208 255V254H207ZM207 255H206V258H207ZM217 255H219V254H217ZM188 256V255H187ZM187 256H185V257H187ZM190 256V255H189ZM194 256H198V255H194ZM209 256H210V254H209ZM215 256V255H214ZM220 256V255H219ZM229 256V255H228ZM248 256V255H247ZM246 256V257H247ZM203 257V256H202ZM250 257V256H249ZM198 258V257H197ZM216 258V257H215ZM208 259V258H207ZM256 259V258H255ZM185 260H186V258H185ZM217 261V260H216ZM189 262V261H188ZM199 262V261H198ZM202 262V261H201ZM252 262V261H251ZM206 263V262H205ZM198 264V263H197ZM200 264V263H199ZM208 264V263H207Z\"/></svg>","mask_w":264,"mask_h":264}]
</instances>
